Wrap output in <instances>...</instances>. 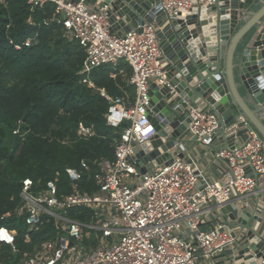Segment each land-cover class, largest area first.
Segmentation results:
<instances>
[{
	"label": "built area",
	"instance_id": "2783aa9c",
	"mask_svg": "<svg viewBox=\"0 0 264 264\" xmlns=\"http://www.w3.org/2000/svg\"><path fill=\"white\" fill-rule=\"evenodd\" d=\"M215 1L160 0L165 13L162 18L170 21L182 14L186 19L194 5L208 7ZM28 3L34 8L55 5L52 16L43 23L63 26L85 49L87 59L80 74L108 64L127 63L132 69L128 83L135 94L114 96L100 89L109 102L108 125H124V130L116 141L113 158L81 161L80 168L74 170L78 182L73 183L70 193H59L57 178L48 181L45 188L32 178L23 180L18 214H26L31 229L44 225L43 217L47 215L58 230L54 238L45 239L9 264H199L202 259L211 260L229 252L228 264L233 262L244 244L242 230L237 227L235 232L225 222L212 229L201 225L213 208L244 200L252 192H264V138L258 130L243 113L227 126L213 107L202 108L189 101L184 110L187 118L182 121L187 127L185 133L211 148L215 161L226 163L223 173L209 179L205 170L187 157L181 139L158 155H167L163 162L154 167L150 160L142 164L136 147L159 132L153 122L156 113L151 104L152 84L159 90L173 89L161 25L156 19L147 21L143 17V23L135 19L133 27H123L119 34L108 5L95 9L84 0ZM37 36L23 43L10 39V43L22 49L31 46ZM79 133L86 135L92 130L81 128ZM220 142L223 145L217 146ZM203 164L208 168L205 160ZM92 165L96 166L95 173ZM85 176L93 181V192L79 189V180ZM245 204L249 202L245 200ZM74 207L83 208L90 217L82 220L71 216L69 210ZM232 215L229 218L234 222ZM16 240L17 230L0 227V245H9L18 253ZM26 240L30 241L29 234Z\"/></svg>",
	"mask_w": 264,
	"mask_h": 264
},
{
	"label": "trees",
	"instance_id": "16d2710c",
	"mask_svg": "<svg viewBox=\"0 0 264 264\" xmlns=\"http://www.w3.org/2000/svg\"><path fill=\"white\" fill-rule=\"evenodd\" d=\"M54 11L53 3L34 8L28 0H0V227L17 230L19 250L15 253L11 246L0 245L3 264L20 260L56 231L47 215L44 225L31 229L26 214H18L23 180L32 178L45 188L57 178L59 193H70L72 172L81 161L113 158L124 130V125H108L109 102L100 89L114 96L135 94L128 83L132 69L127 63L79 73L86 51L63 26L43 23ZM35 34L31 46L16 49L10 43V39L23 43ZM81 128L92 133L81 135ZM86 176L78 187L93 192V181ZM69 214L82 220L90 217L83 208H71Z\"/></svg>",
	"mask_w": 264,
	"mask_h": 264
},
{
	"label": "water",
	"instance_id": "95a60500",
	"mask_svg": "<svg viewBox=\"0 0 264 264\" xmlns=\"http://www.w3.org/2000/svg\"><path fill=\"white\" fill-rule=\"evenodd\" d=\"M255 1L216 0L208 7L194 5L186 19L181 14L168 21L162 18L160 0H84L95 9L108 5L119 34L123 27H133L135 19L143 23V17L156 19L162 27L160 37L171 62L168 76L173 89L159 90L152 84L153 122L159 132L136 147L142 164L150 160L154 167L166 159V154L158 155L180 141L187 128L182 123L187 118L184 110L194 99L217 110L227 126L243 113L264 138V0H258V9L248 10ZM255 26L258 29L248 41ZM243 43L245 48L238 52ZM72 177L77 183L75 171ZM232 217L244 241L232 264H264V217L247 208Z\"/></svg>",
	"mask_w": 264,
	"mask_h": 264
},
{
	"label": "crops",
	"instance_id": "0c3cea01",
	"mask_svg": "<svg viewBox=\"0 0 264 264\" xmlns=\"http://www.w3.org/2000/svg\"><path fill=\"white\" fill-rule=\"evenodd\" d=\"M194 103H199V106L202 108H208L209 106L202 100L198 101L197 99L193 100ZM195 141L191 136L187 133L184 134L183 138H181V142L185 145L187 150V157L193 158L196 161L198 166H201L204 170L206 175L209 179L218 178L222 173L223 170L226 168V163L222 161H215L214 155L212 154L211 148L201 145L200 143L196 142L193 143V149H188L189 145L192 144L191 142ZM190 143V144H189ZM219 145H223L222 142L217 143ZM206 161L208 164V168L204 167L203 161ZM245 200L249 202L247 206L245 204ZM247 208L252 212V214H257L259 216L264 217V192H252L249 194L247 198L244 200L236 201L235 203H231L229 205L223 207H215L213 210L206 214L204 222L202 223L201 227L203 229H212L219 225L221 222L228 223L231 226L232 230L235 232L237 231V226L234 225L229 218V214L235 213V215L240 214L243 209ZM228 255V257H227ZM229 255L228 254H219L215 258L211 260H200L199 264H228L229 263ZM232 264V262L230 263Z\"/></svg>",
	"mask_w": 264,
	"mask_h": 264
},
{
	"label": "rangeland",
	"instance_id": "374dc122",
	"mask_svg": "<svg viewBox=\"0 0 264 264\" xmlns=\"http://www.w3.org/2000/svg\"><path fill=\"white\" fill-rule=\"evenodd\" d=\"M255 3H256V4L253 6V8L250 7L248 10H256V9H258V8L260 7L261 4L259 3L258 0L255 1ZM248 10H247V11H248ZM243 23H244V22L242 21V23L240 24V26L243 25ZM257 29H258V26H255V27L252 29V31H251V33H250V34H252V35L249 36L248 41L250 40L251 36L254 35V33L256 32ZM245 46H246V45H244V43L241 44L238 52L243 51V48H245ZM238 61H239V59H238ZM123 74L125 75L126 73L124 72ZM191 143H192V144L189 143V144H190L189 147H188L189 150H190V149H193V143L195 144L196 142H195V141H192ZM54 230L57 231L58 228H54L53 231H54ZM65 236H68V235L65 233ZM51 238H54V237H51ZM227 257H228V255H227Z\"/></svg>",
	"mask_w": 264,
	"mask_h": 264
},
{
	"label": "snow or ice",
	"instance_id": "6c2138e0",
	"mask_svg": "<svg viewBox=\"0 0 264 264\" xmlns=\"http://www.w3.org/2000/svg\"><path fill=\"white\" fill-rule=\"evenodd\" d=\"M7 238V237H6Z\"/></svg>",
	"mask_w": 264,
	"mask_h": 264
}]
</instances>
